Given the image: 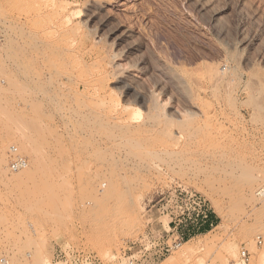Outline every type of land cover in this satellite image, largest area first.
Here are the masks:
<instances>
[{"label": "rangeland", "instance_id": "1", "mask_svg": "<svg viewBox=\"0 0 264 264\" xmlns=\"http://www.w3.org/2000/svg\"><path fill=\"white\" fill-rule=\"evenodd\" d=\"M61 1L0 0V264H128L125 256L139 248L132 249L134 245L144 246L167 229V219L158 210L159 199L179 185L206 199L212 225L190 232L156 264H264V114L245 105L248 94L242 88L248 81L247 58L264 53V0H248L255 3L249 5L247 0H219L217 6L229 5L216 22L221 39L209 27L207 15L205 22L197 20L183 0H119L126 8L109 7L108 23L86 22L82 16L74 20L78 31L61 27L65 32H56L58 27L49 24L55 16L49 12L58 10ZM241 1L248 5L243 11L249 9L253 16L242 12L245 18L240 17L236 26L232 10ZM51 5L55 8L50 9ZM115 22L131 27L127 43L138 41L139 51L125 53L126 41L105 34ZM241 29L252 44L247 51L237 49L241 54L237 60L236 53L235 58L228 54L229 45L224 42ZM226 30L230 33L224 34ZM69 33L73 35L68 40ZM78 39L83 43L79 45ZM103 55H108L106 60ZM134 55L141 60H133ZM252 61L263 70V59ZM215 67L229 72L222 83H215L220 90L209 79ZM228 79H234L233 83ZM224 83L230 84L225 91L231 94L223 92ZM224 95L230 96V102L236 99L242 118L229 99L223 100L228 98ZM189 100L196 104L195 113ZM187 104L193 116L184 107ZM203 108L208 116L205 111L200 114ZM109 109L114 111L110 119ZM117 117L121 121L116 123ZM150 117L153 121L145 119ZM31 118L38 141L29 128ZM219 119L222 126H218ZM198 123H208L201 126L208 135L201 134ZM26 134L36 140L38 146L32 140L30 144L36 146L35 152L41 150L36 155L42 164L25 176L33 159L29 150L30 154L21 150ZM16 156L25 162L17 170L11 167ZM19 176L23 179L17 183ZM251 185H260V191L249 192Z\"/></svg>", "mask_w": 264, "mask_h": 264}, {"label": "bare ground", "instance_id": "2", "mask_svg": "<svg viewBox=\"0 0 264 264\" xmlns=\"http://www.w3.org/2000/svg\"><path fill=\"white\" fill-rule=\"evenodd\" d=\"M52 1V0H51ZM57 1H61V0H57ZM220 1H222V0H220ZM224 1H226V0H224ZM234 1H236V0H234ZM242 1H244V0H242ZM241 1V2H242ZM252 1V0H251ZM251 1H246V3L249 5V3L251 2ZM35 2V1H34ZM45 2V1H44ZM61 2H63L61 5H60V8L58 9V10H56V11H54V12H51L52 10H54V9H52V8H55V7H53L52 5V7H50V9H52L51 11L50 10H48V11H50L49 13H53L54 15H52V14H49V15H52V16H55L54 18H55V20L54 19H52V20H50V22L51 21H53L52 22V24L51 23H49L50 25H51V27L53 26L54 28H57L56 29V32H57V30H61V29H63V28H61V27H64V29H65V27H66V30H69V29H67V27H69L70 28V30L71 31H78L77 30V28H75L76 26L78 27V23L77 22H74V20L75 19H79L80 17H82V16H84V21H86V22H95V19L97 20L98 19V21L96 22L97 24H99V25H104L105 23H108L107 21H109V18L111 17V10L109 9V7H115V6H125L126 4L125 3H121V2H119V0H63V1H61ZM219 2V0H183V3L184 4H186V5H188V10H187V8H186V10L187 11H189L190 10V8H192L193 9V11L196 13H194L195 15H197V20H204V16H206V18L208 17V22H209V27L211 28V30L212 31H214V29H215V27H216V22H218L219 21V19L221 20V16H224L222 13L224 12V10L225 9H227V5L228 4H226L225 3V5L223 4V3H221L222 5H224L223 7H220V6H222V5H218L217 6V4H219L218 3ZM261 2L263 3V0H261ZM54 3H55V1H54ZM238 3V2H237ZM254 2H252V3H250V4H253ZM34 4H36V3H34ZM45 4V3H44ZM58 4V3H57ZM181 4V3H180ZM231 4V3H230ZM247 4H245V3H241V4H239V5H236L234 8H233V12H234V16L233 17H236V18H234V19H237V22H235L236 24V26L238 25L239 26V20H240V17L242 16V12H244L243 11V8H245V5H247ZM255 4V3H254ZM257 4V3H256ZM39 5V4H38ZM41 5V4H40ZM43 5V4H42ZM54 5H56V4H54ZM183 5V4H182ZM248 5H247V7H248ZM259 5V4H258ZM0 6H2V5H0ZM44 6V5H43ZM57 6V5H56ZM184 6V5H183ZM253 5H251V6H249L250 8L252 7ZM255 6H257V5H254L253 7L254 8H256ZM260 6V5H259ZM263 6H264V4H263ZM42 7V6H41ZM58 7V6H57ZM228 7H229V5H228ZM261 8H263L262 7V5L260 6ZM259 7V8H260ZM45 8V7H44ZM125 8H126V6H125ZM0 9H2V7L0 8ZM35 9H36V7H35ZM34 9V10H35ZM49 9V8H48ZM37 10V9H36ZM39 10V9H38ZM37 10V11H38ZM114 10V9H113ZM113 10H112V12H113ZM184 10V9H183ZM249 10V9H248ZM247 10V11H248ZM257 10L258 9H256V13H257ZM263 10V9H262ZM262 10H260V12H263ZM46 11V10H45ZM103 11H104V14H101V12L103 13ZM192 11V10H191ZM229 11H231V9L229 10ZM228 11V12H229ZM247 11H245L244 12V14L247 12ZM190 12V11H189ZM251 12V11H250ZM27 13H28V11H27ZM41 13V12H40ZM190 13H192V12H190ZM248 13V12H247ZM246 13V14H247ZM253 12H251V14H252ZM264 13V12H263ZM31 14V13H30ZM44 14H46V13H44ZM231 14V13H230ZM251 14H249L248 13V15L250 16ZM255 14V13H254ZM261 14V13H260ZM24 15V14H23ZM22 15V17L24 18V16ZM34 15H37V14H34ZM41 15V14H40ZM39 15V16H40ZM49 15H47V16H49ZM191 15H193V13L191 14ZM261 15H263V14H261ZM19 18H21L19 15H17ZM28 16H30V15H28ZM187 16V15H186ZM253 16V15H252ZM252 16H250V17H252ZM256 16H260V15H256ZM6 17V16H5ZM26 17H27V15H26ZM34 17V16H33ZM243 17H244V15H243ZM243 17H241V18H243ZM257 17V18H258ZM263 17H264V15H263ZM46 18V17H45ZM196 18L194 19V20H196ZM224 18V17H223ZM245 18V17H244ZM246 18H247V15H246ZM261 18V17H260ZM2 19V18H1ZM7 19V18H6ZM26 19V18H25ZM29 19V18H28ZM250 19V18H249ZM255 19V17L252 19V20H254ZM45 20V19H44ZM46 20H48L47 18H46ZM46 20H45V22H46ZM48 20V21H49ZM197 20L195 21V22H197ZM227 20V19H226ZM241 20H243V19H241ZM245 20V19H244ZM258 20V19H257ZM261 20V19H260ZM18 21V20H17ZM83 21V20H82ZM230 21H231V19H230ZM249 21H251V20H249ZM117 22V21H116ZM115 22V24H112V26L110 25V26H107V30H106V35L107 36H109L111 39H113V40H122L123 42H125L126 41V45L124 46V52L125 53H129V54H132V53H135V52H137V51H139L138 49H139V43H137L136 41H131V40H128V41H130V42H128L127 43V39L128 38H131L132 37V33H133V30L131 29V27H129V26H125V25H121L120 23H116ZM199 22V21H198ZM204 22H205V20H204ZM221 22V21H220ZM241 22V21H240ZM244 21H242V23H243ZM252 22V21H251ZM263 22V21H262ZM227 23V22H226ZM253 23V22H252ZM260 24H261V22H259ZM264 23V22H263ZM44 24H47V23H44ZM79 24H81V23H79ZM196 24V23H195ZM99 25H97V26H99ZM228 25V24H227ZM232 25V24H231ZM234 25V24H233ZM257 25V24H256ZM255 25V26H256ZM224 26V25H223ZM226 26V25H225ZM224 26V27H225ZM230 26V25H229ZM235 26V27H236ZM245 26H247V25H245ZM245 26H244V28H245ZM44 27H45V25H44ZM43 27V28H44ZM46 27H49V26H46ZM45 27V28H46ZM223 27V28H224ZM261 27V26H260ZM263 25H262V29H263ZM41 28V27H40ZM53 28V29H54ZM74 28H75V30H74ZM208 28V27H207ZM243 28V27H242ZM51 28H49V30H50ZM64 29L63 30H61V31H64ZM217 29V28H216ZM216 29H215V36H216V38L218 37H220V35H219V32H220V28L219 29H217L219 32H217L216 31ZM225 29V28H224ZM226 29H228V28H226ZM230 29V28H229ZM229 29H228V31H229ZM239 29V28H238ZM247 29H249V28H247ZM52 30V29H51ZM50 30V31H51ZM233 30V29H232ZM243 29H241V32H243L242 31ZM260 30V29H259ZM44 31H46L45 29H44ZM50 31H49V34H50ZM71 31H69V32H71ZM237 31V30H236ZM250 31V30H249ZM261 31V30H260ZM260 31H259V33L258 34H261L260 33ZM55 32V31H54ZM65 32V31H64ZM67 32V31H66ZM73 32V33H74ZM241 32H236L234 35H232L231 37H230V35H229V37H228V35H226L227 37H228V39L224 42V43H226L225 45H229V48H228V54H230L233 58H235V56H234V54L236 53V58L239 56V54L240 53H238L237 54V52L240 50H237L239 47H241V48H243V49H246V48H249L250 46H251V44H252V42L247 38V37H249V36H247L246 37V33H244V35L241 33ZM245 32H246V30H245ZM247 32H248V30H247ZM262 32V31H261ZM48 33V32H47ZM60 33V32H59ZM58 33V34H59ZM62 33V32H61ZM72 33V32H71ZM212 33V32H211ZM221 33H222V31H221ZM226 33H230V32H227V30H226V32L224 33V34H226ZM249 33V32H248ZM254 33V32H253ZM44 34V33H43ZM64 34V33H63ZM75 34V33H74ZM77 34H78V32H77ZM232 34V33H231ZM47 35V34H46ZM73 35V34H72ZM72 35L70 36V33H69V35H67L68 37L66 38V39H70L71 37H72ZM79 35V34H78ZM253 35V34H252ZM60 36V35H59ZM75 36V35H74ZM222 36V35H221ZM48 37V36H47ZM55 37H57V36H55ZM65 37V36H64ZM70 37V38H69ZM260 39H261V37H262V34H261V37H260V35L258 36ZM258 37H256V38H258ZM50 38H52L51 37V34H50ZM50 38H48L49 40H50ZM100 38V37H99ZM224 38H225V36H224ZM262 38H264V37H262ZM53 39V38H52ZM59 39V38H58ZM65 39V40H66ZM72 39H74V38H72ZM80 39V38H79ZM79 39L77 40V41H79ZM104 39V38H103ZM219 39H221V37L219 38ZM53 40H55V39H53ZM99 40H101V39H98V41ZM223 40V39H222ZM261 40H263V39H261ZM59 41V40H58ZM97 41V40H96ZM224 41V40H223ZM260 41V40H259ZM264 41V40H263ZM55 42H56V40H55ZM71 42V41H70ZM72 42L73 43H75L73 40H72ZM71 42V44H73ZM83 43L81 40L79 41V45L81 44V43ZM94 42V41H93ZM255 42V41H254ZM95 43V42H94ZM116 43V42H115ZM217 43V42H216ZM259 43H261V42H259ZM78 44H77V46H78ZM222 45V44H221ZM255 45V44H254ZM257 46H259L260 47V45H258V44H256ZM264 45V44H263ZM263 45H262V47H263ZM75 46H76V43H75ZM223 46V45H222ZM72 47H74V46H72ZM91 47V46H90ZM76 48H78V47H76ZM101 48V47H100ZM85 49H87V47L85 48ZM85 49H83V50H85ZM253 49L254 50H256V47L254 48V46H253ZM252 49V50H253ZM73 50V49H72ZM88 51H90V48L89 49H87ZM251 50V51H252ZM264 50V49H263ZM81 51H82V48H81ZM87 51V52H88ZM237 51V52H236ZM245 51V50H244ZM246 51H247V49H246ZM80 52V51H79ZM105 52V51H104ZM253 52H255V51H253ZM259 52V51H258ZM82 53H83V51H82ZM86 53V52H85ZM249 53V52H248ZM252 52H250V55L251 56H253L252 54H251ZM256 54H257V52H255ZM262 53H263V51H262ZM88 54V53H87ZM100 54V53H99ZM106 54V53H105ZM137 54V53H136ZM135 54V55H136ZM203 54V53H202ZM243 54V53H242ZM245 54H247V53H244V55ZM255 54V55H256ZM89 55V54H88ZM109 56H111L110 54H108ZM107 55V56H108ZM114 55V54H113ZM112 55V56H113ZM134 55V56H135ZM140 55V54H139ZM238 55V56H237ZM248 55V54H247ZM249 55V56H250ZM260 55H261V52H260ZM107 56H105V55H103V60H106L105 58L107 57ZM240 56H241V54H240ZM259 56V55H258ZM257 56V57H258ZM94 57H97V56H94ZM140 58V56H135L134 57V59L133 60H141V59H139ZM146 57V56H145ZM223 57H225V56H223ZM231 57V58H232ZM246 57V56H245ZM227 58V57H226ZM226 58H224L225 60H226ZM233 58H232V60H233ZM242 58V57H241ZM243 58H244V56H243ZM81 59V58H80ZM132 59V58H131ZM149 59V58H148ZM223 59V58H222ZM258 59H263L264 60V53L260 56V58H256V57H248L247 58V60H249L248 61V63H247V66L245 67V71H246V73L248 74V81L242 86V88H243V90L246 92V94H248V98L246 99V104L245 105H249L250 107H252L253 108V111H252V109H251V111L252 112H258L260 115H262V114H264V113H262V111H264V100L262 99V94L264 93V72H263V70H264V68H263V70L262 69H259V67L260 68H262L261 66H259V65H256L257 63H255L254 61H252V60H258ZM97 60V59H96ZM111 60H113L112 58H111ZM111 60H110V63H111ZM220 60V59H219ZM229 60H231V59H229ZM237 60H238V58H237ZM99 61V60H98ZM97 61V62H98ZM132 61V60H131ZM136 61V62H137ZM143 61V60H142ZM235 62H236V60H234ZM133 62V61H132ZM135 61H134V63H136ZM234 62V63H235ZM238 62V61H237ZM247 62V61H246ZM133 63V64H134ZM144 63V62H143ZM142 63V66H144V64ZM217 63H218V61H217ZM112 64V63H111ZM110 64V65H111ZM137 64V63H136ZM204 64V63H203ZM219 64V63H218ZM239 64V63H238ZM238 64H237V67H238ZM91 65V64H90ZM210 65V64H209ZM232 65V64H231ZM235 65H236V63H235ZM244 65H246V64H244ZM264 65V64H263ZM257 66H259V67H257ZM96 67V66H95ZM106 67H108V64L106 63V65H105V67H103V75L107 72L106 71ZM135 67V66H134ZM139 67H140V65H139ZM139 67H136V68H139ZM228 67V66H227ZM242 67V66H241ZM98 68V67H97ZM113 68V67H112ZM216 68V67H215ZM226 68V67H225ZM98 69H100V68H98ZM144 69H146V67H144ZM193 69V68H192ZM209 69V68H208ZM218 68H216L215 70H214V68L212 69L213 71V74H211V76H210V81L213 83V84H217L218 83V80H220V82L219 83H222V81H221V79H223L224 78V76L225 75H227V74H229V72H227V74H226V70L224 69V70H217ZM220 69V68H219ZM229 69V68H228ZM147 70V69H146ZM149 70V69H148ZM204 70H206V66H205V69ZM211 70V69H210ZM210 70H209V73H210ZM237 70V69H236ZM244 70V69H243ZM242 70V71H243ZM111 71V70H110ZM110 71L108 72V73H110ZM190 72V71H189ZM198 72H200L199 70L197 71V72H195V73H198ZM238 72V71H237ZM241 72V71H240ZM152 73V72H151ZM207 73V72H206ZM98 74V73H97ZM112 74V73H111ZM114 74V73H113ZM191 74V73H190ZM63 75V74H62ZM98 75H100V74H98ZM103 75H102V77H103ZM152 75V74H151ZM150 75V76H151ZM197 75H199V74H197ZM201 75V74H200ZM208 76L210 75V74H207ZM206 75V76H207ZM239 75H240V73H239ZM101 76V75H100ZM177 76H178V74H177ZM176 76V77H177ZM189 76V75H188ZM195 76V75H194ZM228 76V75H227ZM229 76H231V78H232V73H231V75H229ZM243 76V75H242ZM67 77V76H66ZM96 77H97V75H96ZM201 77H202V75H201ZM203 77H204V75H203ZM91 78H92V76H91ZM104 78V77H103ZM234 78V77H233ZM98 79V78H97ZM102 79V78H101ZM175 79V78H174ZM179 79V78H178ZM192 79V78H191ZM197 79V78H196ZM208 79V78H207ZM208 79V80H209ZM237 79L239 80V78H236L235 77V80H236V82H237ZM95 80V79H94ZM158 80V79H157ZM180 80H182L183 81V79H180ZM205 80V79H204ZM215 80V81H214ZM229 80V79H228ZM234 80V79H233ZM232 80V81H233ZM98 81V80H97ZM217 81V82H216ZM227 81V80H226ZM225 81V82H226ZM231 80H229V82H232ZM91 82V81H90ZM176 82V81H175ZM224 82V81H223ZM228 82V81H227ZM228 82V83H229ZM97 83V82H96ZM178 83V82H177ZM212 83H209L210 85H212L213 86V84ZM233 83V82H232ZM235 83V82H234ZM181 84H183V83H181ZM181 84H179V85H181ZM208 84V83H207ZM215 84V85H216ZM227 83H224L223 85H224V87H223V85L221 84V87H223L222 88V90L224 89V93H230V89H228V90H230V91H228V92H226L225 91V85H226ZM95 85V84H94ZM93 85V86H94ZM131 85V84H130ZM129 84L128 85H126L127 87H129V88H131V89H134V88H132L131 86H130ZM134 85V84H133ZM189 85V84H188ZM230 85V84H229ZM228 84H227V86H229ZM234 85V84H233ZM136 86V85H135ZM165 86V85H164ZM184 86H186V84L184 85ZM198 85H196V87H197ZM217 86V85H216ZM236 86V85H235ZM108 87V86H107ZM168 87V86H167ZM182 87V86H181ZM187 87V86H186ZM189 87V86H188ZM200 87V86H199ZM219 86H217V87H215L214 89H219L218 88ZM99 88V87H98ZM161 88V87H160ZM177 88V87H176ZM191 88V87H190ZM227 88V87H226ZM231 89H233V87H230ZM236 88V87H235ZM234 88V89H235ZM182 89V88H181ZM200 89V88H199ZM210 89H211V86H210ZM101 90H103V88L101 89ZM101 90H99V91H101ZM173 90V89H172ZM184 90V89H183ZM186 90H187V88H186ZM186 90H185V92H186ZM188 90H190V92L192 91L191 89H188ZM187 90V91H188ZM205 90V89H204ZM212 90V89H211ZM220 90V89H219ZM227 90V89H226ZM105 91V90H104ZM180 91V90H179ZM193 91H195L194 89H193ZM218 91V90H217ZM216 91V92H217ZM233 91V90H232ZM235 91V90H234ZM240 91V90H239ZM181 92V91H180ZM196 92V91H195ZM209 92H210V95L212 94V92L209 90ZM213 92L215 93V90H213ZM237 92V91H236ZM105 93H107V92H105ZM105 93H102V94H105ZM173 93H175V92H173ZM186 93H188V92H186ZM191 93H193V92H191ZM108 94H109V92H108ZM179 94V93H178ZM207 94V93H206ZM218 95H220L219 94V92L217 93ZM231 94V93H230ZM234 94V93H233ZM116 95V94H115ZM183 95V94H182ZM214 95V94H213ZM213 95H211V96H213ZM176 96H178V95H176ZM185 96V95H184ZM215 96V95H214ZM225 96V98L226 97H228V98H226V99H223V100H227V99H229V102H230V96L228 95H224ZM189 96H188V94H187V98H188ZM199 97V96H198ZM215 97H217V96H215ZM234 97V96H233ZM200 98H202V97H200ZM232 98V97H231ZM104 99V98H103ZM179 99V98H178ZM181 99V98H180ZM195 99H197V97L195 98ZM185 100V99H184ZM187 100V99H186ZM236 101V99L234 98L233 100H232V102H230V104H232V107H233V109L237 112V113H239L237 110H236V105H235V101ZM202 101V100H201ZM243 101V100H242ZM31 102H33V101H31ZM182 102H183V100H182ZM200 102V101H199ZM245 102H242V103H245ZM187 103L189 104V106L190 107H193V109H194V113H195V102L194 101H191V100H189V101H187ZM201 103V102H200ZM203 103V102H202ZM205 103V102H204ZM203 103V104H204ZM219 103V102H218ZM31 104V103H30ZM32 104H34V103H32ZM185 104H186V102H185ZM188 104H187V106H188ZM28 105H29V103H28ZM103 105V104H102ZM111 105V104H110ZM205 105V104H204ZM204 105H203V107H204ZM208 105V104H207ZM220 105V104H219ZM229 105V104H228ZM184 106V105H183ZM189 106L188 107H186V105L184 106L185 108H188L187 110H188V112L192 115V113H191V110L192 109H190L189 108ZM230 106V105H229ZM228 106V107H229ZM30 107H31V105H30ZM34 107V106H33ZM197 107V106H196ZM207 107V106H206ZM205 107V108H206ZM227 107V106H226ZM231 106H230V108H232ZM102 108V107H101ZM109 108V107H108ZM201 108V107H200ZM205 108H203L202 109V111L203 112H201V111H199L200 112V114L201 113H203V114H205L204 113V111L206 112V109ZM214 108V107H213ZM218 108V107H217ZM138 109V108H137ZM198 109V108H197ZM219 109V108H218ZM222 109V108H221ZM220 109V111H223V110H221ZM31 110V109H30ZM34 109L32 108V110L30 111L31 113H33L32 111H33ZM103 110V109H102ZM108 110V109H107ZM112 110L113 109H111V111H110V109H109V111H106V113H107V117L109 116V118L108 119H110L112 116H113V112H112ZM125 110H129V109H125ZM233 110V111H234ZM255 110V111H254ZM34 111H36V110H34ZM184 111V110H183ZM248 111V110H247ZM104 112V111H103ZM126 112V111H125ZM129 112H130V110H129ZM128 112V113H129ZM177 112V111H176ZM185 112V111H184ZM193 112V111H192ZM36 113V112H35ZM100 112H98L97 113V115L99 114ZM132 113V112H131ZM187 113V112H186ZM188 113V114H189ZM207 113V112H206ZM258 113H256V118L258 119V117H259V121L260 120H263V118L262 119H260V116H258L257 117V114ZM104 114V113H103ZM116 114H118V113H116ZM116 114H115V116L114 117H116ZM122 114V113H121ZM120 114V115H121ZM149 114V113H148ZM147 114V115H148ZM152 114V113H151ZM177 114V113H176ZM185 114V113H184ZM189 114V115H190ZM219 114V113H218ZM220 114H223V112H220ZM120 115H118V117L120 116ZM130 115V114H129ZM188 115V117H190ZM207 116H208V113L206 114ZM225 115H227L226 113H225ZM239 115L241 116V113H239ZM252 115V114H251ZM253 115H255L254 113H253ZM103 116H105V115H103ZM139 116V115H138ZM138 116H136L137 117V119H138ZM151 116V115H150ZM153 116V115H152ZM159 116V115H158ZM171 116V115H170ZM193 116V115H192ZM228 116V115H227ZM118 117L116 118V123H117V120H118ZM128 117V116H127ZM131 117V116H130ZM135 117V116H134ZM135 117V118H136ZM154 117V116H153ZM163 117V116H162ZM175 117V116H174ZM210 117H211V115H210ZM226 117V116H225ZM230 117V116H229ZM234 117V116H233ZM249 117V116H248ZM251 118H252V120H254L253 119V117L252 116H250ZM30 118V117H29ZM134 118V119H135ZM157 118V117H156ZM159 118V117H158ZM172 118V117H171ZM187 118V117H186ZM186 118H184V120L186 119ZM190 118H192V117H190ZM190 118H187V120L189 121V119ZM195 118V117H194ZM208 118V117H207ZM228 118V117H227ZM239 118V117H238ZM241 118H242V116H241ZM250 118V119H251ZM32 120V122L30 123V126H29V128H32V130L33 131H31L32 133L34 132V130H36V129H33V127H31V125H33L34 126V124H32V123H34L33 122V120L35 121V119L34 118H31ZM107 119V120H108ZM113 119H115V118H113ZM112 119V121H114ZM119 119H120V117H119ZM146 120L148 119H150V120H152L153 121V119H155V117L152 119V117H150V118H145ZM209 119H211V118H209ZM215 119H217V117L215 118ZM249 119V118H248ZM30 120V119H29ZM170 120V119H169ZM176 120V119H175ZM175 120H174V122H175ZM181 120V119H180ZM182 120H183V118H182ZM193 120V119H192ZM202 120V119H201ZM200 120V121H201ZM208 120V119H207ZM220 120L221 119H219V122H218V126H222L221 124H220ZM225 120H226V118H225ZM114 121V122H115ZM118 121H121V120H118ZM157 121H158V119H157ZM165 121H166V119H165ZM165 121H163V122H165ZM188 121H186V122H188ZM194 121H195V119H194ZM203 121V120H202ZM215 121V123H216V120H214ZM228 121H230V119L228 120ZM233 121H235V119L233 118ZM237 121V120H236ZM250 121V120H249ZM145 122V121H144ZM148 122V121H147ZM159 122V121H158ZM162 122V123H163ZM170 122V121H169ZM169 122H167V124H169ZM185 122V121H184ZM196 122V121H195ZM194 122V123H195ZM203 122H205V121H203ZM255 122V121H254ZM258 122V121H257ZM112 123V122H111ZM140 123H142V122H140ZM139 123V124H140ZM146 123V122H145ZM151 123V122H150ZM154 123V122H153ZM176 123V122H175ZM178 123V122H177ZM182 123V122H181ZM180 122L178 123V125L179 124H181ZM208 123H210V122H208ZM208 123H203L204 125H208ZM214 123V124H215ZM222 123H224V122H222ZM239 123V122H238ZM237 123V124H238ZM256 123V122H255ZM123 124V123H122ZM138 124V125H139ZM148 124H149V122H148ZM159 124V123H158ZM164 124V123H163ZM172 124V123H171ZM203 124H201V126L203 125ZM254 124V123H253ZM260 124V123H259ZM264 124V123H263ZM121 125V124H120ZM126 125V124H125ZM137 125V126H138ZM142 125V124H141ZM145 126L147 125V124H144ZM165 125V124H164ZM176 125V124H175ZM203 125V126H204ZM216 125V124H215ZM235 125V124H234ZM130 126H132V125H130ZM150 126V125H149ZM152 126H153V124H152ZM174 126V125H173ZM184 126H186V125H184ZM190 126H192V125H190ZM189 125H188V127H190ZM198 128L197 129H201L202 130V135L203 134H205V136L206 135H208L209 133H207L208 132V130H207V132H205V133H203V129L201 128V126H199V123H198ZM202 126V127H203ZM41 127V126H40ZM144 127V126H143ZM178 127V126H177ZM187 127V128H188ZM194 127V126H193ZM193 127H191V128H193ZM241 127V126H240ZM35 128V127H34ZM149 128H151V127H149ZM155 128V127H154ZM161 128V127H160ZM178 128H180V127H178ZM190 128V129H191ZM194 128H196V127H194ZM193 128V129H194ZM216 128H218V127H216ZM221 128V127H220ZM42 129H43V127H42ZM133 129V128H132ZM137 129V128H136ZM140 129V128H139ZM146 129V128H145ZM159 129V128H158ZM162 129V128H161ZM176 129V128H175ZM181 129H183V127L181 126ZM180 129V130H181ZM196 129V131H198ZM138 130V129H137ZM152 130V129H151ZM160 130V129H159ZM158 130V131H159ZM168 130V129H167ZM170 130V129H169ZM179 130V129H178ZM189 130V129H188ZM192 130V129H191ZM201 130H200V132H201ZM205 130V129H204ZM256 130V129H255ZM29 131V132H30ZM37 131V130H36ZM42 131V130H41ZM133 131H135V130H133ZM140 131V130H139ZM138 131V132H139ZM162 131V130H161ZM177 131V130H176ZM185 131H186V129H185ZM196 131H195V133H196ZM149 132V131H148ZM152 132V131H151ZM179 132V131H178ZM182 132V131H181ZM181 132H179V133H181ZM183 132H184V130H183ZM200 132H198L199 133V136H201L200 135ZM210 132V131H209ZM262 132V131H261ZM32 133H31V135H32ZM42 133V132H41ZM150 133V132H149ZM190 133L192 134V132L190 131ZM198 133L197 134H195V135H197L198 136ZM211 133V132H210ZM223 133V132H222ZM227 133V132H226ZM250 133V132H249ZM260 133V132H259ZM37 134V133H36ZM36 134H34L33 133V135L35 136ZM135 134V133H134ZM213 134V133H212ZM215 134V133H214ZM213 134V135H214ZM29 135H30V133H29ZM29 135L28 134H26L25 136L26 137H24V139H23V141H22V139H21V143H20V145H21V150L22 149H27L26 151H30L31 152V154H33L32 155V166L30 167V168H27V169H25L24 170V172H25V176L27 175V174H32V173H34L37 169H39V167L41 166L40 164H42L41 162V159H39L38 158V156H40V154H38L40 151H38V152H35V147L36 146H34V148L32 147V145L30 144V140H32L31 139V137H29ZM30 135V136H31ZM194 135V134H193ZM192 135V136H193ZM228 135V134H227ZM187 136V135H186ZM199 136H198V138H199ZM216 136H217V134H216ZM218 136H220V134L218 135ZM223 136H225V134L224 135H222V137ZM33 137V136H32ZM36 137H37V135L35 136V138L34 139H36ZM40 137V136H39ZM123 137V136H122ZM191 137V136H190ZM195 137V136H194ZM204 137V136H203ZM202 137V138H203ZM227 137V136H226ZM228 137H229V135H228ZM227 137V138H228ZM26 138H28L29 139V142H27L28 140H26ZM212 139H213V137H211ZM223 138H225V137H223ZM236 138V137H235ZM192 139V138H191ZM205 139H207V138H205ZM204 139V140H205ZM210 139V138H209ZM216 139V138H215ZM219 139V138H218ZM217 139V140H218ZM230 139V138H229ZM241 139V138H240ZM243 139V138H242ZM37 140V139H36ZM35 140V141H36ZM197 140V139H196ZM202 140V139H201ZM216 140V141H217ZM226 140V139H225ZM33 141V145H37L38 146V144H37V142H35L34 140H32ZM38 141V140H37ZM198 141V140H197ZM207 141V140H206ZM210 141V140H209ZM227 141V140H226ZM230 141V140H229ZM235 141V140H234ZM34 142H35V144H34ZM223 142V141H222ZM236 142V141H235ZM1 143V142H0ZM19 143V142H18ZM32 143V142H31ZM218 143V142H217ZM228 143H230V142H228ZM19 145V144H18ZM20 145H19V147H20ZM222 145H223V143H222ZM231 145V144H230ZM238 145V144H237ZM224 147V146H223ZM215 148V147H214ZM230 148V147H229ZM228 148V149H229ZM233 148V147H232ZM235 148V147H234ZM234 148H233V150H234ZM20 149V148H19ZM40 149V148H39ZM231 149V148H230ZM213 150V149H212ZM236 150V149H235ZM25 151V152H26ZM28 151V152H29ZM216 151V150H215ZM221 151V150H220ZM230 151V150H229ZM237 151V150H236ZM28 152H26L27 154H28ZM30 152H29V154H30ZM36 153L38 154V156L36 155ZM219 153V152H218ZM222 153H224V152H222ZM227 153V152H226ZM237 153V152H236ZM239 153V152H238ZM242 153V152H241ZM264 153V152H263ZM28 154V155H29ZM228 154H229V152H228ZM261 154V153H260ZM224 155V154H223ZM231 155V154H230ZM31 156V155H30ZM29 156V157H30ZM219 156H220V154H219ZM0 157H2L1 155H0ZM234 157H235V155H234ZM31 158V157H30ZM41 158V157H40ZM1 159V158H0ZM3 159V158H2ZM41 161V162H40ZM21 168V167H20ZM27 170V171H26ZM258 171V170H257ZM22 172V171H21ZM23 172V173H24ZM251 172H253V171H251ZM245 173H246V171H245ZM247 175H248V172H247ZM251 176V175H250ZM20 177V178H19ZM16 180H17V183H19L22 179H23V177H21V176H19ZM254 177V176H253ZM246 178V177H245ZM255 179V178H254ZM19 180V181H18ZM244 181H246V180H244ZM246 183V182H245ZM256 183V182H255ZM249 184V183H248ZM247 185V184H246ZM250 185V184H249ZM244 186V185H243ZM249 188V189H248ZM248 188H247V190H249V192H259L260 191V189H261V187H260V185H251V186H248ZM241 189H242V187H241ZM246 189V188H245Z\"/></svg>", "mask_w": 264, "mask_h": 264}, {"label": "built area", "instance_id": "3", "mask_svg": "<svg viewBox=\"0 0 264 264\" xmlns=\"http://www.w3.org/2000/svg\"><path fill=\"white\" fill-rule=\"evenodd\" d=\"M24 165L23 158L19 156H16L11 163V167L16 170ZM159 200L162 203L158 210L167 219V229L164 228L165 232L162 235L150 237L149 242L144 246L134 245L132 249L139 248L125 256L128 264H156L170 250L178 247L191 234L190 232L200 231L211 225L210 210L201 194L179 185L169 190ZM121 251L123 257V248ZM241 254L245 256V250ZM136 255L139 258H136Z\"/></svg>", "mask_w": 264, "mask_h": 264}, {"label": "crops", "instance_id": "4", "mask_svg": "<svg viewBox=\"0 0 264 264\" xmlns=\"http://www.w3.org/2000/svg\"><path fill=\"white\" fill-rule=\"evenodd\" d=\"M211 218H212V216H211ZM211 220H212V219H210V222H211L210 224L212 225V221H211ZM208 226H209V225H207L206 227H208ZM203 230H205V228H204Z\"/></svg>", "mask_w": 264, "mask_h": 264}]
</instances>
